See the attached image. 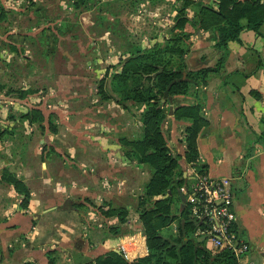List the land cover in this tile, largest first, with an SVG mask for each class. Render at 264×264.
Returning a JSON list of instances; mask_svg holds the SVG:
<instances>
[{
  "label": "crops",
  "instance_id": "crops-1",
  "mask_svg": "<svg viewBox=\"0 0 264 264\" xmlns=\"http://www.w3.org/2000/svg\"><path fill=\"white\" fill-rule=\"evenodd\" d=\"M206 1L218 9L219 0ZM138 2L151 6L149 12H156L159 5L171 7L162 17L164 28L144 34L142 46L150 48L168 38L181 0ZM194 14L189 7L187 16ZM260 33L244 29L239 41L230 42L220 72L193 93L166 103L168 114L162 124L170 152L180 156L185 180L197 162L203 172L232 178L237 230L251 247L243 264H264V23ZM190 41L189 69L217 66L222 52L211 32L197 30ZM198 102L208 124L197 139L198 158L187 162L185 129L191 120L177 118L175 109ZM94 107L95 114L92 109L71 110L66 116L56 112L62 118L55 122L57 130L46 135L48 156L40 167L16 170L28 184L31 198L22 208V195L13 186L8 188L7 197L14 200L1 211L0 264H49L50 251L55 264H88L112 250L122 253L119 245L133 239L138 242L133 258L148 254L138 209L151 171L129 159L121 142L123 137L141 135L143 108L113 98ZM137 170L143 175L140 180L133 174ZM121 208L127 211L124 222L109 214Z\"/></svg>",
  "mask_w": 264,
  "mask_h": 264
},
{
  "label": "trees",
  "instance_id": "trees-1",
  "mask_svg": "<svg viewBox=\"0 0 264 264\" xmlns=\"http://www.w3.org/2000/svg\"><path fill=\"white\" fill-rule=\"evenodd\" d=\"M162 1L152 0L154 4ZM189 7L194 10L193 18L187 16ZM3 15L4 9L0 3V18ZM263 23L264 0H219L218 9L206 0H181L168 38L156 41L150 48L140 44L131 45L126 52L127 57L120 60V68H116L111 75V90L117 94L120 104L132 101L135 106L143 108L140 114L141 135L133 139L123 137L121 142L129 159L136 160L151 171V177L139 198L138 209L147 238L148 254L129 260L124 254L112 250L88 264H240L239 256L233 251L212 250L205 239L200 240L195 236L196 229L203 224L191 216L183 198L179 210H174V194L184 184L185 178L180 156L170 152L162 124L168 114L166 103L175 96L191 94L206 85L212 75L220 72L230 42L239 41L244 29L260 33ZM197 30L211 32L216 40L215 47L222 52L217 66L194 70L188 68L186 55L191 50V36ZM105 84L106 79L102 78L98 84L99 100L115 99ZM175 116L191 120L185 129V158L187 162L196 161L197 139L208 124L202 112V103L179 105L175 109ZM20 117L22 120L30 119L32 123L38 122L40 128L46 129L43 123L45 117L39 108H31ZM56 117L52 114L48 119L51 131L57 130L53 121ZM1 135H4L2 129ZM23 181L16 172L8 170L0 176V182L13 186L23 196L21 207L27 208L31 195ZM109 214L119 215L124 222L127 211L113 209ZM175 221L176 234H163L162 230ZM48 253L49 264H55L54 252Z\"/></svg>",
  "mask_w": 264,
  "mask_h": 264
},
{
  "label": "rangeland",
  "instance_id": "rangeland-1",
  "mask_svg": "<svg viewBox=\"0 0 264 264\" xmlns=\"http://www.w3.org/2000/svg\"><path fill=\"white\" fill-rule=\"evenodd\" d=\"M0 3L4 9L0 18V129L4 131L0 137L1 176L3 171L16 172L22 166L40 167L49 154L45 139L52 133L48 128L50 115L60 111L66 116L71 110L89 113L91 109L95 114L94 106L101 97L99 81L105 78L106 89L113 93L111 75L120 68V60L127 57L131 45H143L144 34L164 28L162 17L171 7L159 5L156 12H149L151 6L136 0ZM113 95L117 100V94ZM34 107L42 110L46 129L38 122L21 119V114ZM60 117L57 115L53 121L58 122ZM133 174L139 180L143 176L140 170ZM148 178L146 175L145 182ZM9 187L0 182V219L1 211L14 200L7 197ZM181 205L182 196L177 191L174 210ZM176 226L177 221L171 223L163 234H176ZM205 243L211 246L209 239Z\"/></svg>",
  "mask_w": 264,
  "mask_h": 264
},
{
  "label": "built area",
  "instance_id": "built-area-1",
  "mask_svg": "<svg viewBox=\"0 0 264 264\" xmlns=\"http://www.w3.org/2000/svg\"><path fill=\"white\" fill-rule=\"evenodd\" d=\"M199 164V162H197ZM197 164L191 169V175L180 187L191 216L203 225H199L195 236L205 237L211 242L212 250L227 249L233 251L241 260L246 258L251 247L237 230L238 215L235 208V192L232 178L215 177L203 172ZM136 239L121 243L119 250L127 259H134L137 252ZM134 257V258H133Z\"/></svg>",
  "mask_w": 264,
  "mask_h": 264
},
{
  "label": "water",
  "instance_id": "water-1",
  "mask_svg": "<svg viewBox=\"0 0 264 264\" xmlns=\"http://www.w3.org/2000/svg\"><path fill=\"white\" fill-rule=\"evenodd\" d=\"M204 239H205V237H201V238H200V240H204Z\"/></svg>",
  "mask_w": 264,
  "mask_h": 264
}]
</instances>
